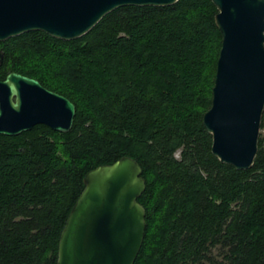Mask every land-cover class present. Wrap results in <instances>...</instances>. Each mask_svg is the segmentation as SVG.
<instances>
[{"label":"trees","instance_id":"obj_1","mask_svg":"<svg viewBox=\"0 0 264 264\" xmlns=\"http://www.w3.org/2000/svg\"><path fill=\"white\" fill-rule=\"evenodd\" d=\"M217 11L213 0L127 4L76 38L36 29L0 40L1 78L16 70L76 103L69 131L0 133V264H56L86 172L126 154L146 178L134 264H264V113L244 169L214 154L203 123Z\"/></svg>","mask_w":264,"mask_h":264},{"label":"water","instance_id":"obj_2","mask_svg":"<svg viewBox=\"0 0 264 264\" xmlns=\"http://www.w3.org/2000/svg\"><path fill=\"white\" fill-rule=\"evenodd\" d=\"M176 1L0 0V40L36 29L72 39L119 6ZM213 1L222 44L203 123L220 160L250 168L264 113V0ZM75 114L72 99L37 77L16 70L0 77V133L19 134L37 123L69 131ZM84 181L61 231L56 264H134L147 227L138 199L146 188L140 162L123 155L91 168Z\"/></svg>","mask_w":264,"mask_h":264},{"label":"flooded vegetation","instance_id":"obj_3","mask_svg":"<svg viewBox=\"0 0 264 264\" xmlns=\"http://www.w3.org/2000/svg\"><path fill=\"white\" fill-rule=\"evenodd\" d=\"M1 60H2V57H1Z\"/></svg>","mask_w":264,"mask_h":264}]
</instances>
